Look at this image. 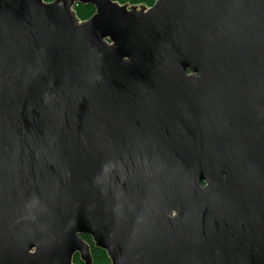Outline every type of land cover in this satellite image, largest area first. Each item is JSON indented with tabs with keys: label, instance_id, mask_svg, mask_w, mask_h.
Returning <instances> with one entry per match:
<instances>
[{
	"label": "water",
	"instance_id": "water-1",
	"mask_svg": "<svg viewBox=\"0 0 264 264\" xmlns=\"http://www.w3.org/2000/svg\"><path fill=\"white\" fill-rule=\"evenodd\" d=\"M83 236L264 264V0H0V264H93Z\"/></svg>",
	"mask_w": 264,
	"mask_h": 264
},
{
	"label": "trees",
	"instance_id": "trees-1",
	"mask_svg": "<svg viewBox=\"0 0 264 264\" xmlns=\"http://www.w3.org/2000/svg\"><path fill=\"white\" fill-rule=\"evenodd\" d=\"M47 3H51L55 0H44ZM119 2L121 5H130V6H145V7H152L157 0H114ZM75 11L77 16L81 21L88 20L94 13L95 9L92 6H84V5H76ZM83 239L89 243L91 247V253L93 256V264H111L110 259L108 258L107 254L95 247L92 239L90 236H83ZM74 264H83L80 260L79 256H75Z\"/></svg>",
	"mask_w": 264,
	"mask_h": 264
}]
</instances>
